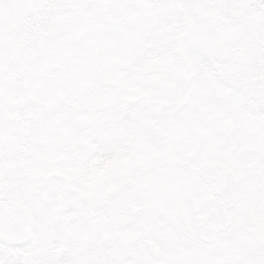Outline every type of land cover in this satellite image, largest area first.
<instances>
[{
    "label": "rangeland",
    "instance_id": "374dc122",
    "mask_svg": "<svg viewBox=\"0 0 264 264\" xmlns=\"http://www.w3.org/2000/svg\"><path fill=\"white\" fill-rule=\"evenodd\" d=\"M185 34L193 108L161 63ZM0 238V264H264V0H0Z\"/></svg>",
    "mask_w": 264,
    "mask_h": 264
},
{
    "label": "snow or ice",
    "instance_id": "6c2138e0",
    "mask_svg": "<svg viewBox=\"0 0 264 264\" xmlns=\"http://www.w3.org/2000/svg\"><path fill=\"white\" fill-rule=\"evenodd\" d=\"M196 44L197 41L191 34H185L175 45L165 43L161 47V63L164 74L174 84L175 97L181 98L186 91H191V97L186 104L187 108H193L201 98L206 87V77L198 65L197 72L191 73L180 56L172 53L174 48L182 45L186 51L198 58Z\"/></svg>",
    "mask_w": 264,
    "mask_h": 264
},
{
    "label": "flooded vegetation",
    "instance_id": "af4514ba",
    "mask_svg": "<svg viewBox=\"0 0 264 264\" xmlns=\"http://www.w3.org/2000/svg\"><path fill=\"white\" fill-rule=\"evenodd\" d=\"M130 221H131L130 217L121 216L119 218V221H118V226H120V227L129 226L130 225ZM112 226H113V224H112ZM105 238H108V237H105ZM108 239H106V241ZM1 242L2 241H1V238H0V243ZM152 247H154V248H153L152 251L150 250V254L152 256H156V254H157L156 246L153 245ZM100 248H101V246L98 249L100 250ZM131 253H132L131 256L127 259L128 264L129 263L130 264H139L138 263L139 260L137 258V252H131ZM21 254H22V257L24 258L23 260H25V255L22 252H21ZM112 259H113V257L111 256L110 252L107 251V250H105V251H93L92 252V256H91V261H92L91 264H112Z\"/></svg>",
    "mask_w": 264,
    "mask_h": 264
}]
</instances>
